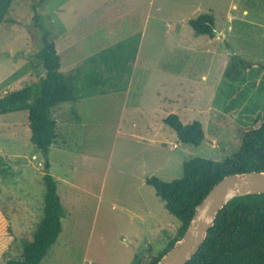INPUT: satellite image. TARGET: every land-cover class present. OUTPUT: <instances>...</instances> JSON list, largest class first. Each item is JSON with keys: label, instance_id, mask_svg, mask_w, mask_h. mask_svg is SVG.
<instances>
[{"label": "rangeland", "instance_id": "obj_1", "mask_svg": "<svg viewBox=\"0 0 264 264\" xmlns=\"http://www.w3.org/2000/svg\"><path fill=\"white\" fill-rule=\"evenodd\" d=\"M36 11L63 73L134 35L141 41L134 72L127 64L132 74L118 84L126 89L108 82L105 93L55 108L49 173L67 215L41 264H149L180 222L147 179L181 178L193 157L223 161L243 130L264 120V0H14L11 21L0 23V97L43 74ZM205 12L214 16V37L196 35L188 23ZM232 55L254 66L229 82ZM172 112L184 123L202 122L205 140L181 142L164 122ZM30 136L27 110L0 116V155L13 165L0 174V208L17 235L0 264L21 256L22 238L43 217L46 156Z\"/></svg>", "mask_w": 264, "mask_h": 264}, {"label": "trees", "instance_id": "obj_2", "mask_svg": "<svg viewBox=\"0 0 264 264\" xmlns=\"http://www.w3.org/2000/svg\"><path fill=\"white\" fill-rule=\"evenodd\" d=\"M44 1L38 0V5H42ZM13 2L14 0H0V23L11 21L8 14ZM36 7L37 3L34 5L35 10ZM39 18L36 11L34 27L40 30L42 41L36 57L42 62L43 74L39 80L26 83L1 96L0 116L28 111L30 140L46 156L43 217L37 223L32 236L22 238L21 256L11 258L5 264H41L63 229L62 218L67 212L58 192V182L49 173L48 160L51 146L57 137L55 108L59 104L76 101L84 96L105 93L108 82L113 85L112 90H120V87L126 89L127 85L118 84L123 82L126 74H132L131 67L126 72L125 66L135 62L140 44V37L134 35L128 42H119L104 49L68 73H63L60 70L61 57L52 33L39 22ZM188 23L196 35L214 37L216 34L212 13H201L190 18ZM103 66L109 67L114 75L106 74L108 71H103ZM253 66L254 63L250 60L232 55L224 75L229 82H234L243 77L245 70H252ZM164 122L176 132L183 143L199 145L206 138L202 122L198 120L184 123L177 113L172 112L166 116ZM12 169L11 160L0 155V174L9 175ZM253 170L264 171V120L257 128L243 130L239 146L232 156L223 161L193 157L183 163L181 178L172 181L158 176L148 178L147 183L153 186L166 209L180 222L175 238L149 264H157L183 237L197 206L217 182L227 175ZM15 240L17 235L12 222L7 212L0 208V256L10 250ZM187 264H264V192L238 196L229 201L218 213L200 249Z\"/></svg>", "mask_w": 264, "mask_h": 264}, {"label": "water", "instance_id": "obj_3", "mask_svg": "<svg viewBox=\"0 0 264 264\" xmlns=\"http://www.w3.org/2000/svg\"><path fill=\"white\" fill-rule=\"evenodd\" d=\"M264 192V171L233 173L217 182L202 202L183 237L157 264H187L200 249L220 210L232 199Z\"/></svg>", "mask_w": 264, "mask_h": 264}, {"label": "crops", "instance_id": "obj_4", "mask_svg": "<svg viewBox=\"0 0 264 264\" xmlns=\"http://www.w3.org/2000/svg\"><path fill=\"white\" fill-rule=\"evenodd\" d=\"M141 39H142V38H141ZM140 45H141V41H140L139 47H140ZM138 53H139V48H138V52H137V56H136L135 62H134V64H133V66H134V67H133V72H134V69H135L136 62H137Z\"/></svg>", "mask_w": 264, "mask_h": 264}]
</instances>
